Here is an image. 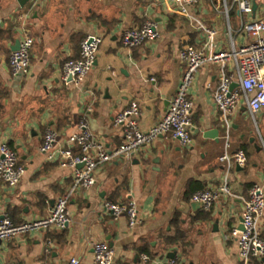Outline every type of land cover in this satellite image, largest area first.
<instances>
[{
    "label": "crops",
    "instance_id": "obj_1",
    "mask_svg": "<svg viewBox=\"0 0 264 264\" xmlns=\"http://www.w3.org/2000/svg\"><path fill=\"white\" fill-rule=\"evenodd\" d=\"M252 4L253 12L244 14L237 0H200L185 17L170 0H0V145L12 148L24 169L16 188L0 182V221L6 215L15 223L45 218L64 195L70 216L63 231H32L0 241V264H71L73 259L92 264L94 243L100 241L113 249L112 264H165L170 253L179 264H244L231 231L241 225L251 188L264 189V109L253 117L241 105L224 117L214 102L223 73L219 64L204 65L191 87L190 148L162 136L143 152L102 166L89 190L74 187L72 170L60 166L58 150L82 121L107 147H118L123 127L114 119L133 102L140 105L141 130L157 125L185 70L181 48L210 53L229 49L231 38L237 46L247 43L244 23L264 19V0ZM148 20L159 25L160 38L124 49V32ZM25 34L35 39L30 69L14 76L10 56ZM88 35L103 38L95 66L82 82L66 84L64 65L79 58ZM225 72L238 79L232 65ZM49 128L58 133L53 159L40 152ZM239 150L246 153L245 167L235 161ZM224 155L228 161L221 160ZM224 185L229 194L220 192ZM204 190L220 192L209 211L193 201ZM130 200L139 209L133 227L126 215L115 218L103 208L107 201ZM261 231L264 236V216ZM178 235L176 243L169 241ZM248 264H264V257Z\"/></svg>",
    "mask_w": 264,
    "mask_h": 264
},
{
    "label": "built area",
    "instance_id": "obj_2",
    "mask_svg": "<svg viewBox=\"0 0 264 264\" xmlns=\"http://www.w3.org/2000/svg\"><path fill=\"white\" fill-rule=\"evenodd\" d=\"M176 5L179 15L188 17L197 7L200 0H170ZM239 10L244 14L253 12L252 0H237ZM241 32L248 42L237 46L231 38L229 49L218 52H206L192 45H186L180 50V59L185 64V70L176 94L170 100L168 109L163 118L148 131H143L139 125L141 113L137 102L118 114L114 123L123 127V142L114 149H110L90 131L87 123L82 121L79 131L70 135L66 147L58 150L59 164L62 168L72 170L74 187L85 190L91 189L97 182L98 170L114 160L130 158L144 151L154 141L162 136L178 140L185 148L193 144V109L194 102L190 97L191 87L199 70L208 63L219 64L223 73L220 83L214 94V102L224 117L232 116L241 106L246 105L253 117L264 109V19H255L244 23ZM215 31H208L209 37ZM161 36L159 25L151 20L146 21L139 28L128 29L124 32L121 44L128 51L146 43L154 42ZM35 39L25 34L18 50L10 56V69L14 76L28 74L31 65V51ZM103 38L98 35H88L81 43L80 56L70 59L64 65L63 81L82 82L94 68ZM228 65H232L237 75L225 72ZM72 78V81L69 79ZM154 80V79H153ZM234 84L238 86L232 88ZM58 140V133L47 129L40 152L49 159L54 157V149ZM228 146V144H227ZM235 161L245 167L247 156L243 150L235 153ZM222 161H228L224 155ZM24 174L19 165L17 153L7 144L0 145V182L11 188H16ZM221 193L229 194L227 185L220 189ZM220 192L212 190L199 191L193 196V201L201 203L204 210L209 211L219 198ZM69 195L59 197L49 214L45 218L34 219L23 223H15L9 215L0 221V241H10L17 236L27 235L39 230H65L70 223L68 211ZM103 208L115 218L126 215L129 225L133 227L139 221L137 202H105ZM264 216V189L255 184L245 200L241 215L243 229L235 227L231 237L239 246V258L248 264L252 258L264 257V236L261 231V222ZM142 260L150 261V257L142 255ZM113 249L107 242L94 243V260L92 264H112ZM71 264H79L73 259ZM165 264H179L176 258L167 259Z\"/></svg>",
    "mask_w": 264,
    "mask_h": 264
},
{
    "label": "water",
    "instance_id": "obj_3",
    "mask_svg": "<svg viewBox=\"0 0 264 264\" xmlns=\"http://www.w3.org/2000/svg\"><path fill=\"white\" fill-rule=\"evenodd\" d=\"M255 9H256V6H254V11H255ZM19 47H20V41H18V42L16 43V48L14 49V51L18 50ZM69 80L72 81V78H70ZM236 86H238V84H234V85L232 86V88H234V87H236ZM156 161H157V160H156ZM194 203H195V205H196L197 207H202V204H201V203H196V202H194ZM239 228H240V229H243L242 225H240ZM175 256H176V253H170V254L168 255V258H174Z\"/></svg>",
    "mask_w": 264,
    "mask_h": 264
},
{
    "label": "trees",
    "instance_id": "obj_4",
    "mask_svg": "<svg viewBox=\"0 0 264 264\" xmlns=\"http://www.w3.org/2000/svg\"><path fill=\"white\" fill-rule=\"evenodd\" d=\"M179 235H180V234H179ZM179 235H178L176 238L169 239V241H170L171 243H173V244L176 243V242L180 239V238H179V237H180Z\"/></svg>",
    "mask_w": 264,
    "mask_h": 264
}]
</instances>
